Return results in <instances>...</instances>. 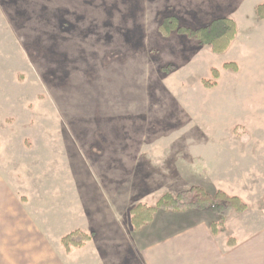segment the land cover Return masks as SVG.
Returning <instances> with one entry per match:
<instances>
[{"label": "rangeland", "instance_id": "rangeland-1", "mask_svg": "<svg viewBox=\"0 0 264 264\" xmlns=\"http://www.w3.org/2000/svg\"><path fill=\"white\" fill-rule=\"evenodd\" d=\"M261 5L0 0V264H264ZM170 17L189 30L229 18L238 34L215 54L162 33ZM194 187L249 209L158 210L133 229L131 209ZM78 229L94 240L68 254Z\"/></svg>", "mask_w": 264, "mask_h": 264}, {"label": "trees", "instance_id": "trees-1", "mask_svg": "<svg viewBox=\"0 0 264 264\" xmlns=\"http://www.w3.org/2000/svg\"><path fill=\"white\" fill-rule=\"evenodd\" d=\"M258 13L261 19H264V5L258 7ZM173 31L196 37L201 43L211 45L215 54H223L236 39L238 26L232 19L220 18L212 21L206 27L189 30L179 27L177 20L170 17L162 24L161 32L167 35ZM224 69L237 70V65L236 63L225 64ZM215 76L219 77L217 71H215ZM206 209L213 210L222 220H226L232 213H244L249 207L237 197L231 201H224L214 198L202 188L194 187L188 191L179 192L177 195L165 194L157 201L155 207L139 205L131 209V224L136 231L148 226L154 222L158 210L166 213L184 214L189 211H203ZM212 232L216 236L218 234L217 228L213 226ZM93 239L94 232L87 233L82 230H74L62 237L60 243L64 250L70 254L74 250L85 248ZM231 245L236 246L234 240L231 241Z\"/></svg>", "mask_w": 264, "mask_h": 264}, {"label": "crops", "instance_id": "crops-1", "mask_svg": "<svg viewBox=\"0 0 264 264\" xmlns=\"http://www.w3.org/2000/svg\"><path fill=\"white\" fill-rule=\"evenodd\" d=\"M176 252H177V255H179V250ZM180 257H181V259H183L182 260L183 264H252L251 255H249V256L245 255L243 258H240L239 262L235 261L233 259H229V258L222 260L220 258H217L216 255L215 256L213 255L210 259H208V258L202 257V256H198V257L190 256V257H188L186 255V253H185V255H184V253H181ZM167 258H168V256L166 255L164 258V263L168 260ZM175 258L176 259H174V261L177 262L178 257H175ZM169 260H170V258H169ZM172 262H173V259H172Z\"/></svg>", "mask_w": 264, "mask_h": 264}]
</instances>
